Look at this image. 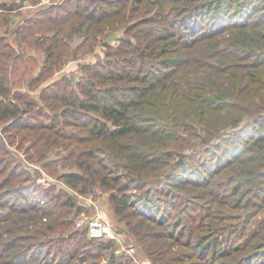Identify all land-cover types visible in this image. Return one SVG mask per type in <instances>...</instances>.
<instances>
[{
  "label": "trees",
  "instance_id": "obj_1",
  "mask_svg": "<svg viewBox=\"0 0 264 264\" xmlns=\"http://www.w3.org/2000/svg\"><path fill=\"white\" fill-rule=\"evenodd\" d=\"M38 3L0 0V264H93L98 191L151 264H264V0Z\"/></svg>",
  "mask_w": 264,
  "mask_h": 264
},
{
  "label": "rangeland",
  "instance_id": "obj_2",
  "mask_svg": "<svg viewBox=\"0 0 264 264\" xmlns=\"http://www.w3.org/2000/svg\"><path fill=\"white\" fill-rule=\"evenodd\" d=\"M62 1L63 0H39V3L36 6L38 7L37 9H39V7L41 8V7L51 6L53 4H57V3H60ZM27 10H28V7L23 9L24 14H22V16L27 15V13L29 12V10L28 11ZM20 19H21V17H16V21L17 20L19 21ZM78 42L79 41L77 40L74 43V45H76ZM31 54L36 55L38 57V60L40 59L39 52L32 51ZM104 55H105L104 51L102 49H98V51L95 53V55L88 54L86 56H82L79 60L70 62L64 68L63 71L55 74L47 82L53 81L55 79H59V77H61V75H63V74H71L72 72L78 73L79 64L85 63L86 61L95 62L99 58H104ZM32 66H34V69H36V71H37V68L39 65L36 66L33 64ZM25 87L26 86H22L21 90L24 91ZM39 88H37V90L35 91L34 94H36V95L38 94ZM11 149H12V151L15 150L12 147H11ZM18 154L22 157L21 154H23V152H18ZM25 163H26V166L31 169L32 177H35L37 175L34 172V170H36V171L38 170V172L40 173V176L38 177L37 182H36L37 185H40L43 188H51V187H57L58 189L64 188V185L61 183V181H59L58 179H56L52 176L47 175L42 170V168L40 166L34 165V164L31 165L27 162H25ZM76 198L78 199L77 200L78 204L81 205L84 210L74 217V223H75V219L82 214H85L84 216L87 218H94V217H97V215H100L103 219H106L107 221L111 222V224L113 225L114 231L119 235V237L121 239V243L115 242V244L112 248L105 250L100 258L97 257L96 259H91L89 261L90 263H93V264H109V260L114 256L118 262L125 261V264H151V262L142 254L141 248H139L136 245L134 239L128 234L127 230L124 227V224L118 222V220L115 218V216H114V214L110 208L109 197H108L107 193H105V192L101 193L100 191H98V192H96V194H91L90 196H87V197L77 196ZM235 213H237V211H235ZM238 213H240V212H238ZM77 229L78 228L74 224L72 231L66 233L65 236L69 237V234L76 231ZM87 237H89V236L87 235ZM88 239H90V238H88ZM128 248L134 249V252H133L134 258L132 256H130V254L127 252Z\"/></svg>",
  "mask_w": 264,
  "mask_h": 264
},
{
  "label": "built area",
  "instance_id": "obj_3",
  "mask_svg": "<svg viewBox=\"0 0 264 264\" xmlns=\"http://www.w3.org/2000/svg\"><path fill=\"white\" fill-rule=\"evenodd\" d=\"M82 214L75 219V225L78 229L86 228L88 235L97 240H113L116 243H121L119 235L114 231L111 222L103 219L100 215L94 218H87ZM83 216V217H82ZM130 256L134 258L133 248L127 249Z\"/></svg>",
  "mask_w": 264,
  "mask_h": 264
},
{
  "label": "water",
  "instance_id": "obj_4",
  "mask_svg": "<svg viewBox=\"0 0 264 264\" xmlns=\"http://www.w3.org/2000/svg\"><path fill=\"white\" fill-rule=\"evenodd\" d=\"M117 39V35L116 34H113L111 35L110 37H108L107 41L104 43V46H107L110 42L114 41ZM141 57L143 58L144 55H143V52L141 53Z\"/></svg>",
  "mask_w": 264,
  "mask_h": 264
}]
</instances>
